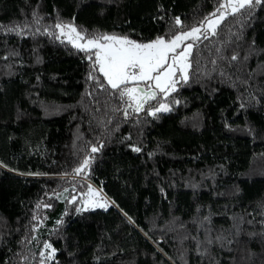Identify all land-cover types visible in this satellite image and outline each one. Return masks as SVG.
Segmentation results:
<instances>
[{"label":"trees","instance_id":"1","mask_svg":"<svg viewBox=\"0 0 264 264\" xmlns=\"http://www.w3.org/2000/svg\"><path fill=\"white\" fill-rule=\"evenodd\" d=\"M220 3L0 0V264H264V5L197 42L189 82L139 114L54 27L148 42ZM89 186L107 210H84Z\"/></svg>","mask_w":264,"mask_h":264},{"label":"snow or ice","instance_id":"2","mask_svg":"<svg viewBox=\"0 0 264 264\" xmlns=\"http://www.w3.org/2000/svg\"><path fill=\"white\" fill-rule=\"evenodd\" d=\"M259 5H264V0H225V3L218 4L216 11L187 30L182 27L179 34L173 33L168 39L157 37L148 42L137 41L128 36L104 33L85 35L72 23H56L54 27L59 30L56 38L66 37L67 43H70L73 48L88 53L87 58L93 61L94 70H98L103 76L112 94L121 102H127L128 108H131L133 113L139 114L145 111V105L156 100L158 95L162 94L166 98L177 90L178 84L189 82V69L192 68L193 49L197 42L217 36L218 29L228 15L235 16L242 10L251 15V11ZM174 24L181 26V18L176 17ZM8 31L12 32L16 29L9 28ZM189 40L192 43H186ZM237 59V55L231 56L232 61ZM89 78H93L91 73ZM128 108L123 109L126 119L129 117ZM167 111H170L168 105L159 103L154 110L148 111V114L155 116L157 112ZM98 150V147L91 148L92 153ZM132 150L141 151L139 147H133ZM90 162L91 158L83 159L73 172L81 175L89 168ZM0 166H4L2 162ZM89 193L90 197L85 202L84 210L88 207L107 210L108 202L96 199L98 193L91 186H89ZM70 202H75V198L73 197ZM46 206L50 207V205ZM129 220H131L130 217ZM216 239L225 238L221 235ZM212 242L211 239L208 240L209 244ZM44 247L51 249V256L55 255L52 245L45 244Z\"/></svg>","mask_w":264,"mask_h":264},{"label":"rangeland","instance_id":"3","mask_svg":"<svg viewBox=\"0 0 264 264\" xmlns=\"http://www.w3.org/2000/svg\"><path fill=\"white\" fill-rule=\"evenodd\" d=\"M58 35H59V30H57V36H58ZM60 40L67 42L66 37H61ZM186 43H192V41L189 40V41H186ZM92 188H93V187H92ZM93 190H94L96 193H98L96 199L101 200V202H103V201H107V199L104 197V195H103V194H102L97 188H95V189H93ZM89 197H90V193L88 192V195L84 198V201H83V208H84V209L86 208V204H85V202L89 200ZM107 202H108V201H107ZM89 208H90V207H88L87 209H89ZM93 209H94V208H93Z\"/></svg>","mask_w":264,"mask_h":264}]
</instances>
